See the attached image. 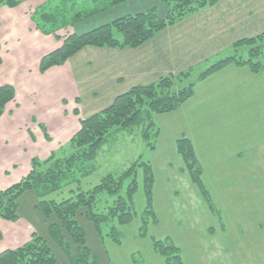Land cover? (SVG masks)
Masks as SVG:
<instances>
[{"label":"rangeland","instance_id":"1","mask_svg":"<svg viewBox=\"0 0 264 264\" xmlns=\"http://www.w3.org/2000/svg\"><path fill=\"white\" fill-rule=\"evenodd\" d=\"M108 1L76 0L71 2L74 5L72 9L71 3H65L60 7L61 16L75 21V25L63 27L61 22L56 21L51 28L62 42L65 36L75 33L77 24L84 28L94 25L90 29L102 25V21L108 18L98 15L103 12L101 8ZM58 4L59 0H53L39 10L53 11ZM95 7L100 11L89 15ZM78 13L80 17L76 16ZM34 14L31 18H34ZM114 34L116 38H121L118 32ZM260 42L256 46H263L262 53L257 59L264 63V40ZM60 46L58 43L51 52ZM242 48L228 57L235 55L236 59L246 60L249 48ZM13 69L7 58L0 74V86L12 85L21 93L22 83L16 81L14 75L12 79L10 73L7 75L6 71L12 72ZM253 73L255 78L251 88L254 91L250 88L248 97L244 95L247 109L243 113L224 108L221 112L216 111V114L204 115V109L199 107L203 117L191 125L182 119L179 121L173 115L157 114L153 117L155 127L159 130L154 149H150L142 137L146 127L144 124L130 130L116 131L101 147L94 159L95 170L81 181L83 189L94 187L107 175L121 176L139 159L149 162L153 176L151 207L154 217L145 214L144 173L139 169L135 177L138 189L131 202L132 220L117 228L116 236L120 243L109 237L111 224L103 227V238L99 239L102 249L98 256L105 260V264H165L164 258L153 250L154 240L172 241L178 247L184 264H233L238 259L264 264V68ZM207 88L210 86L194 88V98L192 96L186 102L191 103V110H198L197 106L203 102L201 97ZM18 101L24 104L21 96ZM46 107L51 110L56 107V103L50 101ZM40 115L33 114L29 122L22 118L26 120L21 124L8 117L0 120V186L8 184L10 187L24 178L30 171L28 166L32 158L45 160L50 156L45 157L48 147L44 145L50 144V150L51 143L48 142L51 139L48 142L44 140L40 125L45 127V123H37ZM52 123L54 129L51 134L45 128L50 138L51 135L55 136L56 142L58 126L55 121ZM188 136L193 140L201 185L194 181L192 172L177 150V140ZM154 140L151 138L150 142ZM69 141L58 147L55 143L56 147L51 153L58 156L63 155V152L68 154ZM128 184L129 180H126L120 191L121 196L125 195ZM71 187L74 186L64 188L63 192L67 195ZM145 215L148 220L143 230ZM82 221L84 218H78L80 225ZM2 242L3 234L0 233Z\"/></svg>","mask_w":264,"mask_h":264},{"label":"crops","instance_id":"2","mask_svg":"<svg viewBox=\"0 0 264 264\" xmlns=\"http://www.w3.org/2000/svg\"><path fill=\"white\" fill-rule=\"evenodd\" d=\"M51 1L53 0H29L15 8H0V74L8 58L14 69L12 72L6 71L7 75L10 73L11 79L14 75L16 81L22 83L21 93L15 88V101L7 105L1 119L8 117L21 124L26 119L29 122L33 114L41 113L37 123L44 122L49 134L53 132L52 121H55L58 126L57 141L55 142L53 135L50 142L44 138L51 143L50 150V144L44 145L48 147L45 157L56 147L55 143L58 147L71 139L79 129L80 117L86 118L102 111L130 88L153 84L161 77L183 72H190L191 76L197 78L211 65L231 56L232 48L238 41L264 34V0H219L214 6L159 31L137 48L87 46L62 66L52 67L41 74L39 64L42 57L62 42L52 35L41 33L31 17ZM152 8L156 9L161 18L168 11L160 0H129L104 10L98 16L108 18L102 21L106 23ZM77 26L78 24L75 26V33H83L91 30L94 25L87 28ZM254 78L255 74L248 66L229 64L196 82L194 88L210 86L202 95L203 102L197 106L198 110H191V103L186 104L188 100L175 111L165 114L173 115L179 121L182 119L191 125L200 121L203 114H216V111L221 112L224 108L243 113L247 109L244 95L248 97L247 92ZM251 91H254L253 87ZM20 96L23 98V105L18 101ZM194 96L195 93L192 98ZM50 101L56 103V107L51 110L46 107ZM199 107L204 109L203 114ZM75 108L79 110L78 117L73 115ZM188 139L193 141L189 136ZM29 168L30 166L28 171ZM8 186L2 185L0 190ZM37 203L35 194L28 191L19 199L18 221L10 223L0 219V233L3 234L0 252L27 242L32 233H37L47 240L57 262L65 263L67 257L64 252L48 238V225L56 223V218L51 216L50 219H45L38 210ZM81 223L86 232L88 247L99 262L105 264V260L98 256L102 248L92 224L86 220ZM71 249L75 251V247ZM247 263L252 264L248 259L233 262Z\"/></svg>","mask_w":264,"mask_h":264},{"label":"trees","instance_id":"3","mask_svg":"<svg viewBox=\"0 0 264 264\" xmlns=\"http://www.w3.org/2000/svg\"><path fill=\"white\" fill-rule=\"evenodd\" d=\"M25 1L28 0H0V8H15ZM73 1L76 0H59V4L53 11L52 9L36 11L33 16L36 19L32 18L36 28L43 34L53 35L57 40H61V37L51 28L53 27L52 23L61 22L63 27L75 25V21L68 19L67 16H61L62 10L60 9L65 3ZM127 1L129 0H109L101 8V11ZM160 1L168 9L163 18L158 16L155 8H152L146 12L116 18L83 33H71L65 36L59 48L42 57L39 72L44 74L52 67L62 66L87 46L117 49L137 48L153 38L159 31L175 25L203 9L214 6L219 0ZM73 7L74 5L71 3V9ZM92 11L89 15L100 10L95 7ZM58 12L60 13L56 14ZM76 16L80 17L81 15L78 13ZM115 32H118L121 38H116ZM263 40L264 34L234 44L232 54H236L239 48H249L246 60L236 59L233 55L211 65L197 78H191L190 72H183L161 77L153 84L134 86L117 96L112 104L102 111L86 118H79V130L68 143L70 147L68 154L63 152V155L58 156L52 152L45 160L32 158L28 174L16 184L0 191V219L16 222L19 218V198L24 193L32 191L37 198V208L42 215L46 219H50L51 216L56 218L57 222L48 226V238L66 255L67 261L62 264H99L98 259L87 245L86 232L79 224L78 218L82 217L90 222L100 240L103 238V227L111 224L109 237L120 243L116 236L117 228L129 224L132 220L131 202L138 189L135 177L139 169H142L144 173V192L147 204L145 214L154 217L151 207L153 176L149 162L139 159L121 176L107 175L94 187L87 190L82 188V179L95 170L94 159L101 147L116 131L130 130L144 124L146 127L143 129L142 137L148 142L150 149H154V142L159 130L155 127L153 117L178 109L193 96L196 82L229 64L246 65L253 72L260 71L264 68V63L257 58L261 55L263 46H256V44ZM15 98L16 91L12 85L0 86V119L5 113L7 105L14 102ZM63 103L66 104V101L64 100ZM73 113L75 116L80 115L78 109H75ZM40 127L44 132L45 139L50 140L46 128L42 125ZM151 138H155V140L150 142ZM177 150L192 172L194 181L201 185L198 175L200 167L191 140L186 137L178 139ZM126 180H129V184L125 195L121 196L120 191ZM71 185L74 187H71L66 195L63 190ZM146 220H148V216L143 219V230L147 224ZM71 247H75V252ZM153 250L164 258L165 264H184L178 247L170 240H154ZM0 264L59 263L47 240L37 233H32L30 239L21 246L2 251Z\"/></svg>","mask_w":264,"mask_h":264}]
</instances>
